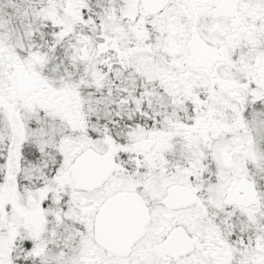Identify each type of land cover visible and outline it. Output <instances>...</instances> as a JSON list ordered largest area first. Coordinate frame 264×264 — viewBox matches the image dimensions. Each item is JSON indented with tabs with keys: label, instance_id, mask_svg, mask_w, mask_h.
<instances>
[{
	"label": "snow or ice",
	"instance_id": "1",
	"mask_svg": "<svg viewBox=\"0 0 264 264\" xmlns=\"http://www.w3.org/2000/svg\"><path fill=\"white\" fill-rule=\"evenodd\" d=\"M0 264H264V0H0Z\"/></svg>",
	"mask_w": 264,
	"mask_h": 264
}]
</instances>
